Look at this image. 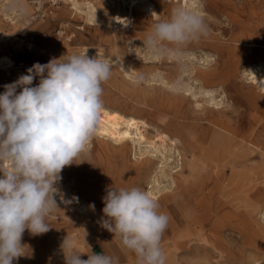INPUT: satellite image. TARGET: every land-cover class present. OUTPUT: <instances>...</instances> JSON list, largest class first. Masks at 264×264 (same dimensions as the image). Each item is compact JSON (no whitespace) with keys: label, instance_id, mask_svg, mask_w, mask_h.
I'll return each mask as SVG.
<instances>
[{"label":"rangeland","instance_id":"obj_1","mask_svg":"<svg viewBox=\"0 0 264 264\" xmlns=\"http://www.w3.org/2000/svg\"><path fill=\"white\" fill-rule=\"evenodd\" d=\"M79 1L84 2V0ZM113 1L123 13L127 11V2ZM24 2L31 10L25 12L23 17L14 12H8L7 16L3 11L9 0H0V54L10 53L18 64L11 73L0 71V93L4 91L3 85L15 81L36 62L43 64L54 57L87 52L89 57L96 56L112 65L111 78L102 84L103 105L110 110L116 109L115 111L125 115H134L149 122L152 125L151 136L157 135L155 128L171 136L177 135L178 131L169 127L168 123L171 121V123H186L188 117H198L202 115L204 109L195 106L191 98L183 100L170 96L168 89L159 85L161 76H166L168 81L178 85L179 82L185 81L192 85L195 91H199L200 82L195 80L196 69L220 71L223 76L232 58L236 61H250V58L254 61L264 60V49L250 51V47L243 45V42L252 36L264 40V0H215V3L206 5V14L203 17L208 25L209 34L185 47L182 62H177L171 56L151 55L143 47L142 41L150 31L146 15L147 5L144 3L135 7L132 17L134 29L123 30L112 27L114 8L110 5V0H104L105 3L98 7V12L103 17L102 21H96L98 18L88 20L86 14L75 10L68 0H58L57 3L53 0H24ZM159 17L160 20L167 19L163 13ZM12 20H17V23L12 24ZM156 21H159V18ZM133 41L139 42L141 46H135ZM123 66L134 70L130 77L126 76ZM140 76L143 79L135 83L136 78ZM232 80L230 77L224 84L227 89V99L229 98L231 104L227 112L233 114V122L246 132L260 130L264 127V119L259 121L250 118L248 112L250 104L241 97L238 87ZM239 81L240 79H237L235 83ZM33 83L37 81L34 80ZM218 84L220 81L210 82L206 86ZM200 99L204 98L200 97ZM96 140L95 138L89 145L88 151L76 161L84 162L73 163L72 167H65L63 174L61 173L65 183L74 188V193L77 195L81 193L80 196L86 197L90 205H95V212L88 216L72 214L70 219L51 224L50 230L56 236L54 241L48 234L35 237L28 234L24 236L25 241L44 243L42 246L49 251L55 246L61 247L64 238L68 235L73 243L84 245L89 253L92 245L103 236L105 229L100 227V219L97 216L100 218L103 216L102 197L106 195V189L111 186L116 187L122 182L126 184L132 182L136 178V172L127 167L125 159L114 150L111 141L104 144ZM190 158L188 157L187 160ZM252 159L248 162L249 165L254 167L261 165L259 156H254ZM187 171L185 170V173ZM214 199L208 208L212 206ZM73 208L77 210L75 206ZM200 208L201 206L192 204L188 210L192 214L195 212L199 217L208 209ZM161 209L163 207L159 205V211ZM224 213L226 209L219 215L222 216ZM169 216L177 225L175 241L186 243V246L178 251L177 264H248L250 258L257 259L258 264H264V243H260L252 234L247 235L245 239L231 226L217 229L214 220L210 219L204 224L203 232L190 239L183 237L184 220L172 213ZM87 233L89 238L86 239ZM180 235L181 238L178 240L177 237ZM208 240H211V243ZM60 251L57 259L60 264H65L62 249ZM13 264H25V257L14 261ZM45 264H53V262L47 261Z\"/></svg>","mask_w":264,"mask_h":264},{"label":"bare ground","instance_id":"obj_2","mask_svg":"<svg viewBox=\"0 0 264 264\" xmlns=\"http://www.w3.org/2000/svg\"><path fill=\"white\" fill-rule=\"evenodd\" d=\"M53 1L57 3L58 0ZM68 1L72 3L75 10L84 12L88 20L97 18L96 21L103 20L102 14L98 12V7L105 3L104 0H95L94 2L84 0L83 3L79 0ZM124 1L128 4L125 13L116 7L115 1L110 0V5L114 8L112 27L115 29H134L132 17L135 7L140 3L147 5L146 15L149 29L154 22H157L158 18L160 20L159 16L162 13L165 18H168L174 7L184 6L204 16L206 5L215 3V0ZM124 1L122 0V2ZM23 3L25 12L30 11V6L24 0ZM83 7L87 9H83ZM3 12L8 16V12L5 10ZM11 23L15 24L17 20H12ZM249 38L243 42V45L250 47V51L264 49V40L255 36ZM133 43L137 47L140 45L136 41ZM17 65L10 53L2 52L0 54L1 72L11 73L13 69L17 68ZM125 66H123L125 74L130 77L134 70ZM221 74L220 71L196 69L195 80L200 82L199 91H195V88L185 81L179 82L178 85L168 81L166 76H161L159 85L168 89L170 96L183 100L191 98L195 106L199 109L204 108L202 115L188 117L186 123H171L172 119H170L171 122L168 123V126L175 128L178 131L177 135L171 136L167 132H160L159 128L154 126L158 133L151 136L152 125L149 122L134 115H125L115 111L116 109L110 110L104 106L97 131L90 145L95 138L104 144L111 141L114 150L125 159L127 167L136 172V178L132 182L127 184L122 182L116 187L140 186L145 189L154 200L158 201L165 213L175 214L184 220L183 237L192 239L200 234L203 232L204 224L211 219L214 220L217 229L231 226L245 239L247 235L252 234L260 243H264V127L260 130L246 132L233 122V114L227 112V108L231 104L228 101L229 98L227 99V89L224 86L225 80L231 77L233 84L238 87L241 97L250 104V109H248L250 118L263 120L264 60L254 61L250 58V61H236L232 58L228 63L226 73L223 76ZM237 79L240 81L235 83ZM217 81H220L217 86H206L210 82ZM200 97L204 99L201 100ZM152 101L154 102V100ZM255 153L254 156L261 158V165L257 167L248 163ZM188 157L191 158L187 160ZM185 170H188L189 173L186 174ZM57 187L63 194L64 200L71 201V203L65 204L61 202L60 196H56L60 209L50 217V225L63 219H70L72 214L88 216L95 212L90 207V202L85 199L86 197H81V193L80 195L74 193V188L66 184L63 177ZM213 198L215 199L212 206L208 208ZM192 204L201 206L200 209H203L202 207L208 209L198 217L195 212L192 214L188 210ZM74 206L77 210L73 208ZM200 209L199 211H201ZM224 209H226V213L220 216V212ZM97 218L101 219L100 216ZM28 234L31 235L26 230L22 243L30 246L32 254L29 250L28 254L31 256L25 257V264H45L47 261L60 264L57 259L61 252L60 246H55L47 251L42 246L44 243L25 241L24 236ZM45 234H48L53 241L56 239L51 230ZM175 238V236L171 238L162 248L167 257L166 264H177L178 251L186 246L185 242L175 241ZM177 238L179 240L181 235ZM232 241L230 242L232 243ZM73 246L77 251L87 253L84 245L73 243ZM81 258L87 259V254H82ZM249 260L248 264H258L257 259L250 258Z\"/></svg>","mask_w":264,"mask_h":264},{"label":"clouds","instance_id":"obj_3","mask_svg":"<svg viewBox=\"0 0 264 264\" xmlns=\"http://www.w3.org/2000/svg\"><path fill=\"white\" fill-rule=\"evenodd\" d=\"M6 12L23 17V0H9ZM209 34L197 11L177 6L167 19L151 25L142 41L155 56L182 62L185 47ZM112 65L86 53L34 63L0 93V264L30 257L22 243L27 230L33 237L51 229L50 217L67 204L57 187L65 167L84 155L94 138L103 110V87ZM142 76L134 81L139 83ZM37 81V83H33ZM84 162V161H81ZM80 162V163H81ZM100 227L113 235L120 252L135 256V264H166L161 247L169 216L140 186L106 189ZM90 207L94 210L95 205ZM61 249L65 264H121L120 255L75 250L67 235ZM30 250L31 254H28ZM87 254V259L81 255Z\"/></svg>","mask_w":264,"mask_h":264},{"label":"crops","instance_id":"obj_4","mask_svg":"<svg viewBox=\"0 0 264 264\" xmlns=\"http://www.w3.org/2000/svg\"><path fill=\"white\" fill-rule=\"evenodd\" d=\"M160 212L165 213L162 209ZM167 214V213H166ZM169 216V214H167ZM169 224L166 229V231L163 234V238L161 241V247L163 248L171 238L175 236L176 232V223L174 219L169 216ZM113 238V235L109 233L107 230L103 231V236L100 237L91 247L90 252L88 254H91L92 252L94 253H101L103 251L102 246L104 249H106L108 252H116V254L120 255L121 257V264H135V256L131 253H126V252H120L119 249H116L114 245H109L105 242L111 241ZM102 245V246H101Z\"/></svg>","mask_w":264,"mask_h":264}]
</instances>
